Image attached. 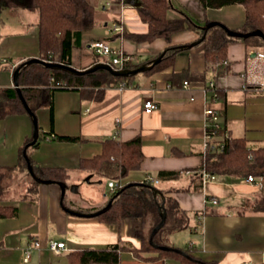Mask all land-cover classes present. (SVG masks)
<instances>
[{"label":"crops","instance_id":"1","mask_svg":"<svg viewBox=\"0 0 264 264\" xmlns=\"http://www.w3.org/2000/svg\"><path fill=\"white\" fill-rule=\"evenodd\" d=\"M175 1L177 4L173 1L174 5L181 10L172 8L169 17L177 15V10H185L198 22V26L203 25L200 22L221 20L208 17L198 0H190L193 7L188 4L189 0ZM91 2L96 8L95 24L83 31L80 45L73 47V67L86 69L99 59L91 48L95 41L122 48L134 55L135 61L149 59L165 50L169 43L165 38L153 41L142 38L148 27L140 16L138 0ZM25 10L28 9L13 10L0 0L2 66H15L39 56L38 13ZM21 13L26 15L23 19L20 18ZM106 19H110V22ZM230 21L220 22L230 29L239 30L245 17L242 14L240 18ZM114 23H122L123 30L116 31ZM31 25L37 26V34L34 33L37 45L34 43L33 47H26L21 34ZM196 29L174 33L170 43L187 44L197 40ZM258 49L249 48L243 40H232L228 43L226 63L206 64L204 45H195L178 53L169 66L152 73H137L132 83L123 89H120L119 84L105 87L101 98H85L76 89L56 90L52 102L54 133L78 135L82 140L70 142L45 138L41 142V139L37 147L29 149L30 157L36 165L67 169L68 180L72 167L80 169L82 159L102 152L105 140L124 141L141 135L144 159L138 170V178L131 180L143 182L151 176L158 180L153 184L177 200L181 211L187 212V229L193 235L187 244L196 249V254L218 264H240L243 261L264 264V177L256 175L253 181L247 177L238 179L218 175L205 181L203 177L207 109L213 110L218 116L221 114L219 122L226 119L232 136H245L254 147L264 146V90L249 83L247 78L248 56L251 51ZM2 66L0 88L14 87L13 70ZM185 81L189 82L186 87ZM211 82L214 87L210 86ZM148 98L157 104L151 113L144 110V101ZM60 113L67 123L62 133L57 128ZM23 114L8 116L23 118ZM117 119L120 121L117 122ZM39 128L42 134L49 132ZM21 132L12 137L11 144L8 143L11 137H8V133H5L7 137L0 136V144H5L7 149L0 150L5 152L2 159L6 161L0 162V197L2 204L18 208L15 216H0V264H65L69 251L85 245L129 241L138 244L133 237L134 218L124 220L121 225H110L96 217L71 215L60 204L61 188L57 183L42 186L28 179L31 177L25 173L28 167L23 164L20 147L32 135H28L27 129ZM15 154L18 157L9 162ZM75 164L77 166H70ZM163 171H178L179 175L172 179H161L159 173ZM97 176L102 178V175ZM17 178L22 179L23 183L25 181L24 193L18 197L24 201L23 204L9 194L17 185L20 186L16 182ZM67 180L66 183L70 185ZM110 191L113 192L111 188ZM212 198L218 202L214 204ZM71 203V206H67L89 210L78 206L75 197H71ZM37 240L41 248H35ZM50 240L63 241L65 247L59 251L51 250L48 246ZM28 247L33 248L32 257L25 262V249ZM116 264L178 263L171 260L163 263L161 260H144L132 251H124L120 262Z\"/></svg>","mask_w":264,"mask_h":264},{"label":"trees","instance_id":"2","mask_svg":"<svg viewBox=\"0 0 264 264\" xmlns=\"http://www.w3.org/2000/svg\"><path fill=\"white\" fill-rule=\"evenodd\" d=\"M13 10L18 8L36 11L38 13V45L39 58L45 61L58 62L72 65L73 47L80 45L81 36L85 29L95 24L96 8L91 0H1ZM140 3L139 13L142 20L147 24L148 30L142 38L153 41L156 38H165L169 43L165 47V54L158 64L145 73L169 66L173 63L176 55L185 50L180 47L181 43H170L171 36L187 29L198 28L199 39L203 30L185 10L180 11L172 0H138ZM204 9L220 8L232 4H241L245 8V22L239 31L260 29L264 33V0H198ZM177 10L174 17H169L171 9ZM208 22V21H207ZM206 23V22H205ZM204 24V23H199ZM197 30V29H196ZM243 40L250 47H258L264 50V39L259 36L248 38L229 37L220 26L211 27L203 40L206 64H218L227 60L228 43L232 40ZM191 43V42H188ZM161 54V53H160ZM153 56L145 60H136L123 65H114L115 69H135L143 63H151ZM24 62V61H23ZM21 62V63H23ZM96 59L92 65L101 63ZM0 66L13 70L20 67L19 85L23 96L36 113L37 109L50 104L51 129L48 133L40 132L39 140L34 146L40 144L41 139L52 138L60 141L76 142L82 140L80 136L62 135L54 133L53 95L59 89L79 90L85 98H101L105 87L118 85L122 82L130 85L137 75L118 77L106 69H98L86 74H72L61 69H50L40 63L21 65ZM51 78H54L52 81ZM66 80L68 87L60 88L55 84L57 81ZM221 91L219 92V94ZM27 113L15 87L0 88V119L10 114ZM221 116V114H219ZM213 138L205 154L203 168L211 174L229 178L248 177L259 175L264 177V146H251L245 136L234 137L230 134L226 119L218 122V127L210 130ZM32 136L27 137L20 147L23 164L27 166L23 150ZM213 145L215 147H213ZM29 148V149H30ZM28 149V151H29ZM27 151L29 157L30 154ZM144 154L142 151V137L136 135L128 140L107 139L103 142L102 152L91 158H84L80 167L84 170L99 173L107 177L109 181L118 182L116 189L110 193L109 199L117 194L111 208L96 218L107 224L121 223L126 219L141 218L143 224L151 217L152 223L145 233V228L137 229L133 237L137 241L127 243L114 242L105 246H86L69 251L66 254L65 264H116L120 262L124 251H132L144 260H171L178 264H218L216 261H208L196 254V249L189 244L185 246L170 245L166 242L168 235L187 228V212L181 211L176 199L166 195L156 184L144 180V185L131 184L134 180L125 181L131 171L141 169ZM36 175L42 179L66 182L68 170L62 167L36 165L30 157ZM29 173V172H28ZM30 174V173H29ZM31 175V174H30ZM179 175L178 171H163L159 173L161 179H172ZM32 177V176H31ZM33 181H37L32 177ZM160 189V193L154 194L151 187ZM165 195L164 208L166 210V222L154 235L155 245L150 243V236L155 226L161 221L159 204ZM109 201V200H108ZM107 201V202H108ZM264 201H262L263 203ZM65 204V200H64ZM67 205V204H65ZM104 207V206H103ZM264 207V203H263ZM102 208V207H101ZM99 208L95 209L98 210ZM82 210V209H81ZM18 208L15 205L2 204L0 197V216L10 217L17 215ZM91 211V210H83ZM170 246L182 250H163L158 246Z\"/></svg>","mask_w":264,"mask_h":264},{"label":"rangeland","instance_id":"3","mask_svg":"<svg viewBox=\"0 0 264 264\" xmlns=\"http://www.w3.org/2000/svg\"><path fill=\"white\" fill-rule=\"evenodd\" d=\"M173 1L175 4H177L176 3L177 1H175V0H173ZM111 3H113V2H111ZM188 4L193 7L192 1L189 0ZM21 11H23V10H21ZM25 11H28V10H25ZM170 14L171 13H169V15ZM205 14H207L208 17H210V18H218V19H221L225 22H231L230 20L240 18V16L242 14L245 17V9L241 4H232V5H227V6H223L220 8H207V9H205ZM103 15H107V14L104 13ZM103 15L101 14V17ZM25 16L26 15L24 13L20 14L21 19H23ZM9 17L10 16H5L6 19L7 18L11 19ZM221 20H215V21H221ZM106 21L110 22V19H106ZM204 24H206V23L204 22ZM110 25H112V22L110 23ZM27 27L28 28L25 29L24 33L21 34V40H22V43L26 42V47H31V46L33 47V44L37 43L36 36L34 37V33L37 34V26L35 27V26L31 25L30 27L29 26H27ZM198 45H200V47H203V43H200ZM50 107H51L50 104L44 105V106L38 108L37 113H36L37 117H38L39 126L41 127V130H43V131L44 130L49 131L51 128V125H52ZM61 115H62V113H60L58 121H57V128L59 129V133H62V130H64L65 126L67 125L66 119L63 116L61 117ZM219 119H221L220 116H219ZM32 126H33L32 125V119L28 113H24L23 118H21L19 116L11 115L5 119H0V136L3 135V137L4 136L7 137V134L5 135V133H8V137L11 136L8 143L11 144L12 137H15L18 134V132H21L22 130L24 131L27 129L28 135H32L33 134ZM42 141H44V140L42 139L41 142ZM1 149H4L5 151L7 150L5 147V144H4V146H3V144H0V150ZM4 153L5 152H0V162H6V161H3L4 159H2V155ZM17 157L18 156L16 154H15V156L12 155L10 157L9 162H13L15 160V158H17ZM70 166H77V165L75 164V165H70ZM25 173H28L27 168L25 169ZM19 174H20V172L18 173V176H19ZM97 174H99V173H97ZM97 174L93 175L92 173H88L87 171L82 170L81 168L79 169L78 167H72V171H71V174H70L67 182L70 185L77 184V185H79V188H78L77 193L71 192L70 190L67 192V195L65 198V204H68L69 206H71V204H72L71 203V197H75V198H77L78 206H81V208L83 207L84 209L87 208V209L91 210V212L96 211L95 209H97V208L100 209L101 207L105 206L107 204V201L109 200V198L107 199V197H109L110 192H111L110 188L108 186L109 179L107 177H104V176H102V178H100L99 176H97ZM138 174H139L138 171H131L125 178H123L121 180V182L123 183V182L129 181L131 179H136V178H138ZM28 176L31 177L29 174H28ZM28 179H32V177L28 178ZM75 181H77L78 183H76ZM16 182H19L20 186L17 185L11 192H9V194H11L12 196H15L19 200L20 198H18V197H21V194L24 193L23 188L25 185V181L23 183L22 179L19 180V178H17ZM73 182H75V183H73ZM41 185L45 186L44 183H41ZM105 200H106V202H105ZM19 203L23 204L24 201L19 200ZM99 206H101V207H99ZM134 220H135V222H134L135 225H133V232H135L137 229L145 228V233H147L148 228L152 223L151 217L148 218L146 220V222H144L145 224L142 223L141 218L140 219L135 218ZM190 238H193V235L189 231V229L186 228V229H182V230L176 231V232L168 235L166 242L170 245L176 244V245L185 246L190 241ZM122 243H127V242H122ZM85 246H90V245H85ZM93 246H105V244L93 245ZM23 264H26V263H23ZM29 264H31V263H29Z\"/></svg>","mask_w":264,"mask_h":264},{"label":"water","instance_id":"4","mask_svg":"<svg viewBox=\"0 0 264 264\" xmlns=\"http://www.w3.org/2000/svg\"><path fill=\"white\" fill-rule=\"evenodd\" d=\"M213 26H220V27L224 28V30L226 31V33L229 37L248 38L250 36H259L262 39H264V33L260 29L250 30V31H246V32L239 31V30H233V29H230L227 25H225L224 23H222L220 21L211 20V21L206 22V24L199 26L200 29L203 30V35L199 39H197L191 43L182 44V45H180V47L183 49H187V48H190V47H193L195 45L202 43L206 37L207 31ZM165 52H166V50H164L161 54H159L156 58H154L151 63H143L142 65L136 67L135 69H115L110 64L103 63V62L92 65L86 69H77V68L73 67L72 65H65L62 63H58V62L45 61V60L40 59L39 57H32L30 59H27L23 63H21V65L40 63V64H42V65H44L50 69H61V70H65L69 73L77 74V75L86 74V73L93 72V71L98 70V69H106L111 74H113L114 76L127 77L129 75H135L137 73L145 72V71L152 69L156 64L161 62ZM19 76H20V67H18L13 73V86L16 88L18 95H19L21 101L23 102L27 113L32 118V124H33L32 140L26 144V146L23 150L24 158L27 161V167H28L29 173L39 183H44V184L57 183V184H59V186L61 188L60 204H61L62 208L66 212H68L69 214L79 216V217H96V216H99V215L105 213L106 211H108L111 208L113 200H114L115 196L117 194H119V192L116 193L114 196H112L104 207H102V208H100L94 212H85L82 210L73 209V208L68 207L64 204V199H65V195H66L67 190L69 189L71 192L77 193L79 185H77V184L68 185L64 181H54V180H50V179H42L36 175V173L34 171V166L30 160V157H29L27 151L31 146H34L36 144V142L39 140L40 128H39L37 114L31 109V107L28 105V103L26 102V100L23 96L21 87L19 85ZM131 184L144 185L143 182H131L130 185ZM151 189L153 190L155 195L160 193V189L157 187L152 186ZM165 200H166L165 195H162V202L159 204L161 221L155 226V228L153 229V231L151 233L150 243L152 245H155L154 241H153L154 235L158 232V230L160 228H162L164 226V224L166 222L167 213H166V210L164 208ZM156 246H158V245H156ZM158 247H160L163 250H176L178 252H182V250L176 249V248H173L170 246H158Z\"/></svg>","mask_w":264,"mask_h":264},{"label":"built area","instance_id":"5","mask_svg":"<svg viewBox=\"0 0 264 264\" xmlns=\"http://www.w3.org/2000/svg\"><path fill=\"white\" fill-rule=\"evenodd\" d=\"M113 27L116 31L123 30L122 23H114ZM91 48L93 49L94 53L99 57V59L103 63L110 64L111 66L112 64L123 65L125 63H131L135 61L134 55L127 53L122 48L112 47L111 45L103 41L93 42L91 44ZM248 59H249L248 76H247L248 82L256 84L258 85L260 89L264 90V50L258 49V50L251 51L248 56ZM224 62L226 63L227 61H224ZM51 79L52 81H54V78H51ZM55 85L60 88H66L68 87V82L66 80H61V81H57ZM188 85H189V82L185 81L184 86L186 87ZM126 86L127 84L124 82L119 84L120 89H123ZM210 86L214 87V83L211 82ZM156 108H157V104L155 103L153 99L148 98L144 101V110L147 113H151ZM206 115H207V120H206V133H205V138H206L205 148L207 151L209 141L213 138L212 134L210 133V130H212L214 127H218L219 116L216 112H214L211 109L206 110ZM119 121L120 120L117 119V122ZM213 147L215 146L213 145ZM203 177L205 181L215 178L214 174H211L206 169L203 170ZM247 179L249 181H253L256 179V177H254L253 175H249ZM145 180H149L155 183L158 182L157 179L151 176H148L147 179ZM108 185L111 188V190L114 191L116 187L118 186V182L109 181ZM211 201L214 204L218 202L216 198H212ZM34 246L35 248H41V244L38 240L35 241ZM48 246L51 250L59 251L61 248L65 247V243L63 241L50 240ZM32 250H33L32 247H28L25 249V257H24L25 262H28L31 260ZM240 264H249V262L243 261Z\"/></svg>","mask_w":264,"mask_h":264}]
</instances>
